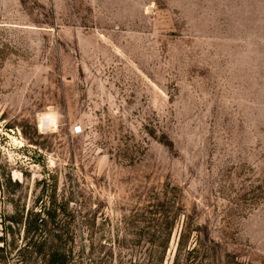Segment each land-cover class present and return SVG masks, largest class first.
I'll return each instance as SVG.
<instances>
[{"label":"rangeland","instance_id":"374dc122","mask_svg":"<svg viewBox=\"0 0 264 264\" xmlns=\"http://www.w3.org/2000/svg\"><path fill=\"white\" fill-rule=\"evenodd\" d=\"M58 247L264 264V0H0V264Z\"/></svg>","mask_w":264,"mask_h":264},{"label":"trees","instance_id":"16d2710c","mask_svg":"<svg viewBox=\"0 0 264 264\" xmlns=\"http://www.w3.org/2000/svg\"><path fill=\"white\" fill-rule=\"evenodd\" d=\"M37 227L33 226V227H29V231L31 230H36ZM200 231V230H199ZM191 252H195V249H193ZM50 264H67L68 263V258L65 254V252L62 250V248L58 247V249L53 252L50 256Z\"/></svg>","mask_w":264,"mask_h":264},{"label":"built area","instance_id":"2783aa9c","mask_svg":"<svg viewBox=\"0 0 264 264\" xmlns=\"http://www.w3.org/2000/svg\"><path fill=\"white\" fill-rule=\"evenodd\" d=\"M75 133L76 134H81L82 133V128L80 126L75 127Z\"/></svg>","mask_w":264,"mask_h":264}]
</instances>
